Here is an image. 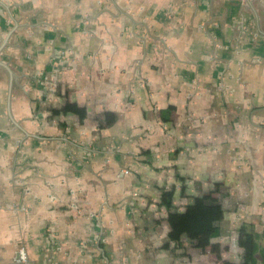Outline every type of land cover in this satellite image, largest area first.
Segmentation results:
<instances>
[{"label":"crops","instance_id":"obj_1","mask_svg":"<svg viewBox=\"0 0 264 264\" xmlns=\"http://www.w3.org/2000/svg\"><path fill=\"white\" fill-rule=\"evenodd\" d=\"M203 194L237 264L263 234L264 0H0V264H204L178 223Z\"/></svg>","mask_w":264,"mask_h":264},{"label":"trees","instance_id":"obj_2","mask_svg":"<svg viewBox=\"0 0 264 264\" xmlns=\"http://www.w3.org/2000/svg\"><path fill=\"white\" fill-rule=\"evenodd\" d=\"M72 111L78 112L79 114L81 113L82 116L85 115L84 112H80L77 108H73ZM162 203L165 208L172 209L173 197H165ZM221 211V203L215 199L212 194L199 195L195 197L193 202L186 206L185 211L179 216L180 219L178 223L183 228H189L193 232L192 234L196 235L192 237L194 239H192V241L199 243V240H203V245L206 247L209 246L216 237L217 214ZM239 235L240 246L245 250L251 248L253 250L251 252H246L243 264H260L256 253L259 252L264 258V249L259 245V240L262 235L255 233L252 228L246 224L240 229ZM181 238V234L172 232L169 235L170 241L165 246L169 247L171 243L181 245Z\"/></svg>","mask_w":264,"mask_h":264},{"label":"rangeland","instance_id":"obj_3","mask_svg":"<svg viewBox=\"0 0 264 264\" xmlns=\"http://www.w3.org/2000/svg\"><path fill=\"white\" fill-rule=\"evenodd\" d=\"M263 228H264V224H263ZM263 228L261 229V231H263V232H261V233H263V234H261L262 235V237L260 238V240H259V245H260V247L261 248H263L264 249V230H263ZM201 235V234H200ZM199 235V236H200ZM194 236H196V235H194ZM202 236V235H201ZM233 237H234V235H232ZM221 237H223V236H221ZM232 237V238H233ZM231 237H228V239H230V240H232V241H230L229 243L228 242H226L225 243V252H223V253H221L220 254V252L217 250L215 253H207L206 251H209L208 250V248H201L200 249V251L198 250H195L194 251V249H192V247H191V253H195V254H197L198 253V255H200V258L199 259H201V257H205V259H206V262L204 263V264H218L219 263V260H223L225 257L227 258V257H229V256H231L230 255V251H228V245L230 246V247H232L233 248V239H232ZM235 238V237H234ZM238 240L240 241V235H238ZM199 242H200V244L202 245V246H204L203 245V240H199ZM224 244V243H223ZM239 245H240V243H239ZM204 250L203 252H201V250ZM251 252V251H253L252 250V248L251 249H247V250H245L244 248H242L241 246H237V252L238 253H242L243 255H242V258L241 257H239L238 258V263L237 264H243V261H244V255L246 254V252ZM200 253V254H199ZM202 254V255H201ZM256 256H257V258L259 259V261H260V264H264V258L261 256V254L259 253V252H257L256 253ZM230 259H232V256H231V258ZM233 260V259H232Z\"/></svg>","mask_w":264,"mask_h":264},{"label":"built area","instance_id":"obj_4","mask_svg":"<svg viewBox=\"0 0 264 264\" xmlns=\"http://www.w3.org/2000/svg\"><path fill=\"white\" fill-rule=\"evenodd\" d=\"M21 253V259L19 260L21 263H27L28 262V257H27V252L25 249H20Z\"/></svg>","mask_w":264,"mask_h":264},{"label":"water","instance_id":"obj_5","mask_svg":"<svg viewBox=\"0 0 264 264\" xmlns=\"http://www.w3.org/2000/svg\"><path fill=\"white\" fill-rule=\"evenodd\" d=\"M21 259V253L20 251L18 252L16 259L11 262V263H2V264H22L19 260ZM107 259V258H106Z\"/></svg>","mask_w":264,"mask_h":264}]
</instances>
